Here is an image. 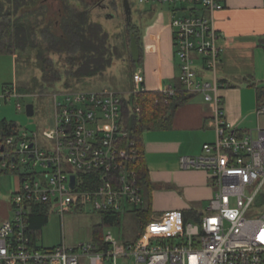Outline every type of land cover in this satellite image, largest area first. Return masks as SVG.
<instances>
[{"label": "built area", "instance_id": "obj_1", "mask_svg": "<svg viewBox=\"0 0 264 264\" xmlns=\"http://www.w3.org/2000/svg\"><path fill=\"white\" fill-rule=\"evenodd\" d=\"M223 1L139 0L171 7L181 88L213 108L215 142L204 145L202 156L181 160L183 168L205 171L214 188L202 219L188 221L183 211L152 215L138 239L118 242L109 232L103 249L94 243L41 249L29 235L34 207H44L47 217L90 206L100 215L122 218L145 206L138 149L124 115V101L144 90L139 70L127 95L111 90L53 94L54 114L43 144L38 132L20 129L0 145V170L19 179L9 204L14 218L0 222V264H264V205L258 203L264 188V128L240 136L223 110L221 35L215 27ZM176 93L173 86L164 90L168 98ZM11 97L24 95L12 87L0 101ZM257 114H264V106ZM39 166L43 171L36 170Z\"/></svg>", "mask_w": 264, "mask_h": 264}, {"label": "crops", "instance_id": "obj_2", "mask_svg": "<svg viewBox=\"0 0 264 264\" xmlns=\"http://www.w3.org/2000/svg\"><path fill=\"white\" fill-rule=\"evenodd\" d=\"M223 3L225 8L215 15L222 48L218 69L220 95L226 118L245 135L264 128V114H257L260 106L256 97V88L264 86V50L260 46L264 38V0H224ZM156 7L150 9L156 12V17L142 28L143 60L135 71L140 70L144 75L143 92L164 93L170 86L181 87L180 67L174 54L170 9L167 13H157L160 8ZM212 121L213 108L202 96H196L173 113L170 128L144 135L155 217L171 211H193L203 216L208 211L214 189L207 173L183 168L181 160L202 156L204 145L215 142Z\"/></svg>", "mask_w": 264, "mask_h": 264}, {"label": "trees", "instance_id": "obj_3", "mask_svg": "<svg viewBox=\"0 0 264 264\" xmlns=\"http://www.w3.org/2000/svg\"><path fill=\"white\" fill-rule=\"evenodd\" d=\"M61 2L63 3L61 18L56 22L48 19L49 6L43 4L42 0H0V56L9 55L18 58L28 49L37 51V61L42 72V85L39 90L41 89L42 92L52 91L53 86L61 83L64 77L79 81L104 74L112 66L114 56L118 52L116 48H111L110 35L100 23L92 20L88 9L79 10L68 0ZM126 33L129 48L131 36L137 40L140 48V64L143 60V29L134 22L126 23ZM260 46L264 50V38ZM52 55L62 57L69 69L64 72L59 70ZM136 65L131 60L132 81ZM65 84L70 85L69 82ZM23 89L26 90L19 88L18 91L21 93ZM176 89L177 93L174 97L168 98L164 93L141 92L124 101L126 127L138 149L136 170L146 201L145 206L135 214L140 226L135 240L140 237L153 215L151 198L154 188L149 179L145 159L144 135L148 131L170 128L173 113L194 98L181 87ZM256 97L258 105L263 107L264 86L256 88ZM137 108H140V111H137ZM19 130L16 123L7 119L1 120L0 145L6 142L8 136L16 134ZM239 135L242 136L240 133ZM6 174L11 173L0 170V175ZM258 203L264 205V192L259 196ZM33 211L28 219L29 235L34 245L38 247L37 240L42 235L48 217L44 207H34ZM202 217L193 211L185 212V219L188 221L191 219L200 221ZM120 223L121 217L117 214L102 215V223L94 228L96 234L94 244L97 248L105 247V228L115 227Z\"/></svg>", "mask_w": 264, "mask_h": 264}, {"label": "rangeland", "instance_id": "obj_4", "mask_svg": "<svg viewBox=\"0 0 264 264\" xmlns=\"http://www.w3.org/2000/svg\"><path fill=\"white\" fill-rule=\"evenodd\" d=\"M68 1L79 10L88 9L90 11L92 20L100 23L110 35L111 48H116L118 52L114 56L112 66L104 74L79 81L64 77L63 81L53 86V90L50 92L39 90L40 85H42V72L37 61V51L28 49L21 53L17 60L9 55L0 56V97L4 91L12 87L17 90L19 88L26 89L22 90L23 93L21 92L22 95L26 93L22 98L11 97L9 100L2 99L0 101V121L7 119L16 123L21 130L38 132L42 144L45 142L44 130L52 124L54 113L51 96L53 94L66 91H101L109 89L127 95L133 85L132 56L126 33L123 0H105V4L110 6L109 9L93 7L87 3V0ZM114 1L115 3H113ZM130 4L132 22L138 24L141 28H144L147 23L156 17V12L153 13L150 10L151 5L140 4L139 0H130ZM156 8H160L157 13L161 11L167 13L171 7L158 5ZM62 9L63 3L61 0H55L54 5L50 4L48 19L59 22ZM52 58L57 68L62 72L69 69L62 57L52 55ZM140 65L138 63L136 69ZM66 82H69L70 85H66ZM19 104L22 107L21 110L18 109ZM29 104H33L35 108L33 117H29L26 113V107ZM25 170L26 168L21 169L22 172H25ZM36 170L38 172L43 171L41 166ZM18 182L19 179L16 174L0 175V222L7 218H14V213L11 211L6 213V210L17 191ZM262 191L264 192V188ZM250 214L251 211L248 215ZM191 221L194 220L191 219ZM101 223L102 215L95 213L90 206L82 211L77 209L68 211L63 217L51 212L48 222L42 229V235L37 240V245L41 249H52L55 246L65 244L68 249H75L83 243H95L94 228ZM104 231L105 234L112 233L114 240L124 242L134 240L140 231V226L133 213H126L122 215L119 226L105 228Z\"/></svg>", "mask_w": 264, "mask_h": 264}, {"label": "water", "instance_id": "obj_5", "mask_svg": "<svg viewBox=\"0 0 264 264\" xmlns=\"http://www.w3.org/2000/svg\"><path fill=\"white\" fill-rule=\"evenodd\" d=\"M123 9L126 16V23L131 24L132 22V8L130 4V0H123ZM130 50L131 56L134 63L138 64L140 62V48L137 43V40L134 36H131V43H130ZM26 113L29 117H33L35 114V108L33 104H29L26 107ZM75 185V178L72 177L71 179V186Z\"/></svg>", "mask_w": 264, "mask_h": 264}, {"label": "flooded vegetation", "instance_id": "obj_6", "mask_svg": "<svg viewBox=\"0 0 264 264\" xmlns=\"http://www.w3.org/2000/svg\"><path fill=\"white\" fill-rule=\"evenodd\" d=\"M55 0H42V3L45 5H48L50 7V4L54 5ZM87 3L93 7H99V8H110V6L105 4V0H87ZM113 16V15H111Z\"/></svg>", "mask_w": 264, "mask_h": 264}]
</instances>
